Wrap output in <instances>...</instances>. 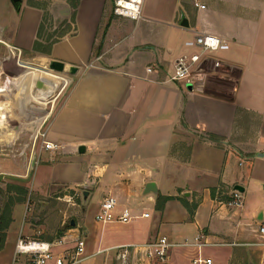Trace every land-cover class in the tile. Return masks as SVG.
I'll list each match as a JSON object with an SVG mask.
<instances>
[{"label":"crops","instance_id":"obj_1","mask_svg":"<svg viewBox=\"0 0 264 264\" xmlns=\"http://www.w3.org/2000/svg\"><path fill=\"white\" fill-rule=\"evenodd\" d=\"M8 1L0 12V40L12 49V66L57 60L73 82L45 130L57 148L39 144L43 159L33 165L34 187L68 188L85 204L100 198V207L113 196L116 214L130 208L140 216L128 224L99 223L98 238L81 215L86 252L164 236L192 243L200 236L205 246H175L165 262L151 264H195L199 257L264 264V248L252 245L263 241L264 0H205L206 9L172 1L171 11L164 10L168 0H152L153 17L144 16L143 5L139 21L113 16V0H78L74 23L70 0H49L46 9L24 0L19 13ZM45 13L50 22L72 24L55 43L39 38ZM201 34L219 37L220 48L202 54L193 84L173 80L176 59L200 52ZM0 111L6 115L2 103ZM10 137L4 139L14 141ZM149 184L156 193L147 192ZM236 191L241 205L232 204ZM159 196L170 199L159 204ZM104 231L116 238L106 241Z\"/></svg>","mask_w":264,"mask_h":264},{"label":"rangeland","instance_id":"obj_2","mask_svg":"<svg viewBox=\"0 0 264 264\" xmlns=\"http://www.w3.org/2000/svg\"><path fill=\"white\" fill-rule=\"evenodd\" d=\"M28 1L39 6H44L49 2V0ZM172 1L175 4L177 2V7L183 2V0H168L164 10L171 11ZM144 2V16L153 17L150 14L151 10H157L153 1L144 0ZM8 4V0H0V12ZM111 10L113 16H115L113 7ZM69 24L67 22L47 21L43 30V37L47 38L49 35L54 34L51 41H55L67 29ZM1 37L2 33L0 34ZM7 56H10L9 48L0 40V104L2 103L6 114L0 116V118L6 119L7 117L6 120L0 121V137L2 138L0 140V161L2 159L0 164V264H10L14 260L16 246L20 239L54 243L62 237H67V241L71 242V240L80 236V239L85 240L87 237L84 233L85 229L79 226L81 215L89 227L95 228L98 238L101 235V227L96 218L101 209L100 198H95L85 204L82 203L83 195L77 194L68 188L57 189L56 191L48 190L47 192L37 191L34 187V176L35 179L38 178V173H34V163H30L29 159L26 161L27 157L31 158L33 155L39 157L40 160L43 159L38 151L41 149L39 141L34 146V136L39 132L41 126L42 132L46 130L49 119L57 108V99L61 96V92L65 90L64 88L69 89L73 83L70 79L71 76L58 74L51 71L49 65L42 66L39 63L29 67L23 65L21 67L17 63L12 66L11 62L6 65L3 59ZM40 71L59 77L58 79L66 82L60 93V83L57 80L48 78ZM20 78H26V81L22 82ZM33 78H37V81L34 82ZM62 81L61 83H64ZM46 84H51L52 87L45 96L46 99H39L41 88ZM1 114L3 113L0 111ZM4 136L15 138L14 141H7ZM26 145H29L27 154L21 156L20 154H22ZM38 162L36 163L38 164ZM74 227H78V230L71 231ZM103 235L106 241L108 238H116V236H111L105 231ZM109 243L113 242H106L105 245ZM185 243L189 242L183 244ZM91 246L93 245L91 244ZM99 250L97 249L96 252ZM96 252L87 253L91 256L89 263L121 264L122 260L118 259L117 250H105L99 254ZM136 257L138 259L135 264L152 263V260L144 258L142 253L133 251L128 264H134L133 258Z\"/></svg>","mask_w":264,"mask_h":264},{"label":"built area","instance_id":"obj_3","mask_svg":"<svg viewBox=\"0 0 264 264\" xmlns=\"http://www.w3.org/2000/svg\"><path fill=\"white\" fill-rule=\"evenodd\" d=\"M192 2L197 9L207 8L205 0H192ZM143 4L144 0H113V13L117 17L139 21L142 18ZM221 44V39L212 34H201L197 36L196 45L200 49V52L183 55L176 59L172 79L193 84L194 71L201 60L202 54L219 49ZM8 48L10 49L9 46ZM3 61L8 65L10 63V56L4 57ZM152 69L153 68L150 67L149 71L152 72ZM34 141V146H36L39 141L41 147L44 149L57 148V145L47 140V132H42V126L39 128V132L35 134ZM28 147L29 145L25 146L22 154H20L21 156L27 154ZM2 151L4 152V149ZM28 159L32 164L37 162V157L34 155L31 158L27 157V160ZM241 203V194L239 191H236L233 196L232 204L241 205ZM117 207V199L113 196L107 197L102 203L101 210L97 215V221L103 225L112 223L128 224L140 218V216L136 215L130 208H124L119 214H116ZM149 215V213H144L141 217H148ZM259 232L263 237V241L252 245L264 248V218L259 225ZM67 239V237H62L54 243L20 239L16 246L14 260L10 264H82L91 257L87 255L85 240L77 237L70 242L67 241ZM183 245L201 248L206 244L201 243L200 236L196 238L195 243L189 242L185 244H173L164 236L150 243L121 245L115 247L113 250H117L118 259L122 260V264H128L131 249L138 253H142L148 260L163 263L168 259L169 251L172 247ZM99 253L100 251L97 254ZM194 263L213 264V260L199 257L194 260Z\"/></svg>","mask_w":264,"mask_h":264},{"label":"trees","instance_id":"obj_4","mask_svg":"<svg viewBox=\"0 0 264 264\" xmlns=\"http://www.w3.org/2000/svg\"><path fill=\"white\" fill-rule=\"evenodd\" d=\"M32 4V3H31ZM48 4V3H47ZM47 4H45L44 6H41V7H43L44 9H46V7H47ZM32 5H35V4H32ZM70 5H71V7H72V9H73V11H72V15H71V23H74V21H75V16H76V11H77V8H78V0H70ZM37 6V5H36ZM47 21H49V14L48 13H45V22H47ZM45 22L43 23V25L41 26V28H40V31H39V38H41V37H43L44 35H43V30H44V27H45ZM69 24L68 26H67V29L61 34V36L57 39V40H53V41H51L52 40V38H53V35H49L48 37H47V41H51V43H55L56 41H59L60 39H62L63 37H65V35L71 30V28H72V24ZM41 47V44H40V42H36V44H35V49H39ZM210 138L212 139V140H217L218 139V137H216V136H214V135H211L210 136ZM214 195H215V191H214ZM170 198L169 197H162V196H159V199H158V203L160 204V202L161 201H163V202H166V201H168ZM5 227H7V226H5Z\"/></svg>","mask_w":264,"mask_h":264},{"label":"water","instance_id":"obj_5","mask_svg":"<svg viewBox=\"0 0 264 264\" xmlns=\"http://www.w3.org/2000/svg\"><path fill=\"white\" fill-rule=\"evenodd\" d=\"M16 12H20L21 9H22V6H23V2L24 0H11ZM183 25L184 26H188V22H187V19L184 18L183 19ZM49 68L51 71H54L56 73H64L65 72V64L63 62H60V61H57V60H52L50 63H49ZM75 71H77L76 69H73L72 70V73H74ZM84 150V148H82ZM239 189L240 191H243L242 188H237ZM147 192H157L156 190V187L154 184H149L147 186Z\"/></svg>","mask_w":264,"mask_h":264},{"label":"bare ground","instance_id":"obj_6","mask_svg":"<svg viewBox=\"0 0 264 264\" xmlns=\"http://www.w3.org/2000/svg\"><path fill=\"white\" fill-rule=\"evenodd\" d=\"M21 66V65H20ZM22 67V66H21ZM26 77H28V76H26ZM21 79V81L22 82H25L26 81V78H20ZM56 80V79H55ZM13 81V80H12ZM33 81L35 82V81H37V78H33ZM40 81V80H39ZM57 81L60 83V86H61V89H60V91H59V93L61 92V90L65 87V84H66V82H64V81H62V79H57ZM61 81L62 82H64V83H61ZM38 83V82H37ZM36 83V84H37ZM32 84V83H31ZM11 85V84H10ZM43 85V84H42ZM15 86H16V84H15ZM36 86V85H35ZM26 87V86H25ZM51 87L52 86H43L41 89H42V91L40 92L41 93V96L39 97V99H46V95H47V93L50 91V89H51ZM36 93V92H35ZM57 95V94H56ZM37 98V97H36ZM36 100V99H35ZM53 101H55V100H53ZM46 111V110H45Z\"/></svg>","mask_w":264,"mask_h":264}]
</instances>
